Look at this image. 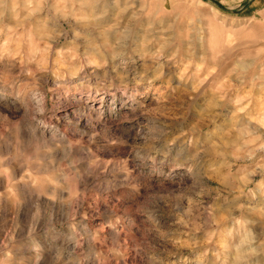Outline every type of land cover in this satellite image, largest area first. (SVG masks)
Instances as JSON below:
<instances>
[{
  "label": "rangeland",
  "instance_id": "obj_1",
  "mask_svg": "<svg viewBox=\"0 0 264 264\" xmlns=\"http://www.w3.org/2000/svg\"><path fill=\"white\" fill-rule=\"evenodd\" d=\"M0 264H264V0H0Z\"/></svg>",
  "mask_w": 264,
  "mask_h": 264
}]
</instances>
